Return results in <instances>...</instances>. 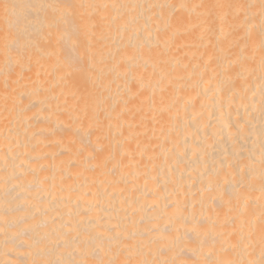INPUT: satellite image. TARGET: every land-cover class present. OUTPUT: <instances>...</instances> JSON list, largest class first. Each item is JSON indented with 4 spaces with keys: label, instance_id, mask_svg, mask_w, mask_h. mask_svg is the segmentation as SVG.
Instances as JSON below:
<instances>
[{
    "label": "bare ground",
    "instance_id": "1",
    "mask_svg": "<svg viewBox=\"0 0 264 264\" xmlns=\"http://www.w3.org/2000/svg\"><path fill=\"white\" fill-rule=\"evenodd\" d=\"M0 264H264V0H0Z\"/></svg>",
    "mask_w": 264,
    "mask_h": 264
}]
</instances>
